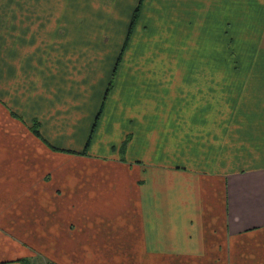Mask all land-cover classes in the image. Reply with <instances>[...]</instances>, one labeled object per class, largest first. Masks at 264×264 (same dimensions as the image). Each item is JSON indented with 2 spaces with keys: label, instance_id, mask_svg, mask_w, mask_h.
Returning <instances> with one entry per match:
<instances>
[{
  "label": "crops",
  "instance_id": "obj_1",
  "mask_svg": "<svg viewBox=\"0 0 264 264\" xmlns=\"http://www.w3.org/2000/svg\"><path fill=\"white\" fill-rule=\"evenodd\" d=\"M164 1L178 44L199 15L207 30L260 7ZM86 3L0 0V264H264V57L155 72L148 55L101 56Z\"/></svg>",
  "mask_w": 264,
  "mask_h": 264
},
{
  "label": "rangeland",
  "instance_id": "obj_2",
  "mask_svg": "<svg viewBox=\"0 0 264 264\" xmlns=\"http://www.w3.org/2000/svg\"><path fill=\"white\" fill-rule=\"evenodd\" d=\"M216 1L222 2L221 0ZM257 2V5L260 4L259 8L256 5L254 7L257 12L240 16V24L237 23L238 18L234 14L215 13L207 16L206 30L201 25L202 16H197V31L191 34L188 27L184 26L186 29L183 28L182 42L178 44L179 39H175L174 31L177 24L174 20L169 19L172 16L164 14V8L168 7L167 4L165 5V1L144 0L141 4L132 43L129 40L120 60H125L132 51V54L150 56L151 63L143 65L150 66V69L155 72L157 70H254L256 66L258 69L260 66L254 60L261 56L264 57V0H257ZM136 5L137 0H95V3L87 0V10H100V29L95 33L91 31L87 35V44H96V48L91 47V50L95 49L96 54L107 57L114 56L115 52L117 57V53L123 46L127 25ZM172 10L176 13L179 12V9L177 11L174 7ZM89 18L90 12L87 11V20ZM115 46H117L116 49ZM107 53L109 54L107 55ZM173 55H178L175 57V63L170 61ZM199 57L202 59H198ZM199 60L205 61L198 62ZM113 61V65L111 63L109 65L114 68L118 67L116 74H113L110 79L114 86V83L118 81L116 77L125 64L116 62V58ZM109 125L110 123H107L108 127ZM112 134L113 136H110ZM118 136L117 133H98V137H103V142L115 141V139L118 141L120 138ZM93 153L102 158L113 155V153L95 150ZM150 199H153L151 192ZM151 207L155 208L154 212L157 214L156 207L153 205ZM144 211L147 216L150 215L149 207ZM156 214L152 213L151 215L156 216ZM155 225L153 224V227ZM118 262L120 264V260ZM27 264L30 262L27 261ZM31 264H46V260L37 257L31 261Z\"/></svg>",
  "mask_w": 264,
  "mask_h": 264
},
{
  "label": "trees",
  "instance_id": "obj_3",
  "mask_svg": "<svg viewBox=\"0 0 264 264\" xmlns=\"http://www.w3.org/2000/svg\"><path fill=\"white\" fill-rule=\"evenodd\" d=\"M141 3H142V0H140L139 5L135 8V10H134V12H133V14H132V16H131V21H130V24H129V26H128V29H127V32H126V36H125V40H124V43H123V47H122V49H121V52H120L119 56H122V54H123V52H124V50H125V48H126L128 42H129L130 38H131V35H132V32H133V29H134V27H135V24H136V21H137V19H138V15H139V12H140V6H141ZM229 43L231 44V40H230ZM32 129H33V133H34L38 138H40L39 133H38V130H37V124H36V123L33 125ZM88 142H89V140H88ZM88 142H87V145H88ZM52 150H54V151H56V152H61V153H62V152H63V153H65V152L68 153L67 150H59V149H56V148H52ZM23 264H24V263H23Z\"/></svg>",
  "mask_w": 264,
  "mask_h": 264
}]
</instances>
